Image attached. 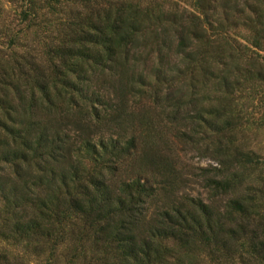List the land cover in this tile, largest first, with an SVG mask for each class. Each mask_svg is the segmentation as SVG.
Returning <instances> with one entry per match:
<instances>
[{"label": "trees", "instance_id": "16d2710c", "mask_svg": "<svg viewBox=\"0 0 264 264\" xmlns=\"http://www.w3.org/2000/svg\"><path fill=\"white\" fill-rule=\"evenodd\" d=\"M6 1L0 264H264V0Z\"/></svg>", "mask_w": 264, "mask_h": 264}, {"label": "rangeland", "instance_id": "374dc122", "mask_svg": "<svg viewBox=\"0 0 264 264\" xmlns=\"http://www.w3.org/2000/svg\"><path fill=\"white\" fill-rule=\"evenodd\" d=\"M159 1L165 2L169 6H177L179 10L181 9L191 10V7L188 5L190 4V0H159ZM1 2L3 5V9L1 11L0 23L3 20L8 23L10 20H12L13 16L11 12L14 6L8 3L6 0H1ZM211 2L214 3V1ZM235 33H241V35H246L243 29L241 30L237 29ZM27 38H28L27 41L23 42L26 43L24 45H27V47L25 46L22 49L37 54V52H39V50L41 49V46L31 42V39L34 38L33 34L29 35ZM237 39L238 41L241 42V44H246L249 47V50L247 51L249 54H253V51L255 49L251 47L250 44L246 43L244 40H240V38ZM1 50H4L6 54L9 52L5 47H2ZM259 53L261 56H264V53L262 52ZM247 133L249 137L248 141L250 142L251 147L253 149H257L260 153L264 155V129L255 135L249 132ZM169 137L168 138L170 139V142L167 143V145H169V149L171 153L170 155L174 156L173 158H175L176 167L180 172L181 179L183 180V183L179 185L178 190L175 192L176 195L178 196L188 195L191 197H199L203 199V201L207 202L208 201L207 192L201 186L199 182V178L196 176L198 171H196L195 168L207 167L208 165H211L213 163L209 159L200 157V153L198 152L187 150L186 148H184L185 149L184 150L181 144L172 143L173 141L171 139V136ZM217 202L221 203V201L219 200ZM150 211H153V206L151 207ZM30 264H35V263L31 262Z\"/></svg>", "mask_w": 264, "mask_h": 264}]
</instances>
